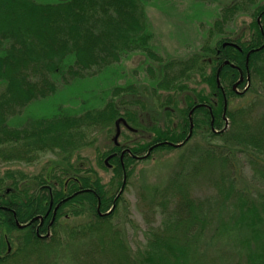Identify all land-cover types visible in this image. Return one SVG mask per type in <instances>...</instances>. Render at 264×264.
Masks as SVG:
<instances>
[{
	"label": "trees",
	"instance_id": "1",
	"mask_svg": "<svg viewBox=\"0 0 264 264\" xmlns=\"http://www.w3.org/2000/svg\"><path fill=\"white\" fill-rule=\"evenodd\" d=\"M149 1L0 0V164L57 157L37 175L0 177V264H264V0L224 7L200 51L170 60L153 46ZM134 53L161 66L146 68L152 84H111L100 106L10 126L57 96L58 79L70 88ZM119 119L150 138L100 154L113 172L103 182L73 155L95 133L116 135ZM174 151L183 153L166 186L141 197L159 221L147 220L133 248L124 192L138 162Z\"/></svg>",
	"mask_w": 264,
	"mask_h": 264
},
{
	"label": "rangeland",
	"instance_id": "2",
	"mask_svg": "<svg viewBox=\"0 0 264 264\" xmlns=\"http://www.w3.org/2000/svg\"><path fill=\"white\" fill-rule=\"evenodd\" d=\"M37 1L46 3L63 0ZM237 2L239 0H152L145 2L143 8L147 23L153 33L152 43L155 50L165 60L186 59L193 53L200 51L207 38L208 31L212 29L216 20L221 17V10ZM251 22L252 18L248 14L243 15L232 23L229 28L234 31V36H237L248 30L247 28ZM148 66L161 70L159 64L152 61L146 63L145 57L134 53L125 57L120 64L106 68L95 78L84 81L79 80L78 83H73L70 88L64 86L62 81L58 79L57 86L60 92L57 96L38 101L22 115L12 118L10 126L21 128L29 121L51 117L66 109L74 110L81 105L100 106L102 95L108 97V91L112 88L111 84L127 85L132 82L139 87L148 86L149 83L152 84L146 73ZM196 81L198 82L199 79L197 78ZM1 86L0 91L3 88ZM250 87L249 84L244 89L235 87V90L239 93H245L249 91ZM240 102L241 99L235 103ZM150 112L149 115H158L155 110ZM225 128H228V125ZM121 129L122 133L118 138V143L122 145H126L125 140L127 137L133 143L143 142L150 138L149 134L137 133V131L129 132L125 127H121ZM115 131L112 134H108L106 131L93 134L90 139L94 143L77 151L73 155L72 161L78 167L95 169L103 182H107L113 175L112 168L102 169L99 166V156L112 148ZM182 153L183 151L159 153L152 160L136 164L129 186L123 195L130 205L129 219L131 223L128 224V239L133 248L145 242L144 233L147 230V220L153 222L154 219L156 225L159 221V216L154 218L148 210L146 203L141 198L142 195L150 199L149 197L155 189L166 186L168 180L178 168V161ZM56 160L55 155L48 154L39 163L33 165L0 164V177L5 175L7 171L34 176L41 172L46 163ZM197 190L202 194L206 188Z\"/></svg>",
	"mask_w": 264,
	"mask_h": 264
},
{
	"label": "water",
	"instance_id": "3",
	"mask_svg": "<svg viewBox=\"0 0 264 264\" xmlns=\"http://www.w3.org/2000/svg\"><path fill=\"white\" fill-rule=\"evenodd\" d=\"M121 123H122L125 127L129 128L130 130H133V129L131 128V126H129V124H128L124 119H119V120H117V121H116L117 132H116V135H115V137H114V142L116 143V145L119 144V143H118V138H119V136H120V134H121V126H120ZM176 146L179 147V146H181V145L179 144V145H176ZM150 152H151V149H150V151L148 152V154H149ZM110 158H111V157H109V158L105 161L106 164H108V161L110 160Z\"/></svg>",
	"mask_w": 264,
	"mask_h": 264
},
{
	"label": "flooded vegetation",
	"instance_id": "4",
	"mask_svg": "<svg viewBox=\"0 0 264 264\" xmlns=\"http://www.w3.org/2000/svg\"><path fill=\"white\" fill-rule=\"evenodd\" d=\"M121 132H122V131H121ZM115 155H116V153L109 155L108 157H106V158L104 159V161H106L109 157H111V158H110V160H111ZM110 160H109V161H110ZM109 161H108V164H107V165L110 166ZM41 225H43V221H41Z\"/></svg>",
	"mask_w": 264,
	"mask_h": 264
}]
</instances>
